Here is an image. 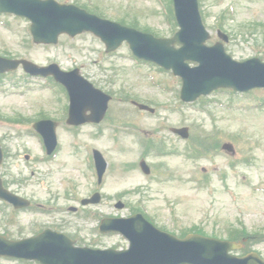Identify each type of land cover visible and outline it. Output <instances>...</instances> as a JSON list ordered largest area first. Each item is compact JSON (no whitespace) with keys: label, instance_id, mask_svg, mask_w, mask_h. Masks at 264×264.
Listing matches in <instances>:
<instances>
[{"label":"rangeland","instance_id":"obj_1","mask_svg":"<svg viewBox=\"0 0 264 264\" xmlns=\"http://www.w3.org/2000/svg\"><path fill=\"white\" fill-rule=\"evenodd\" d=\"M94 2L100 4L101 11L110 19H116L118 16H137L143 24L150 25L159 34L172 33L164 22L156 0H94ZM203 2L204 22L212 34L210 43L215 41L217 36L215 22L218 14L232 3L236 11L233 17H228L224 25L232 38L226 44L228 52L238 60L252 57L257 50H261V55L264 56L262 27H258L257 33L253 35L246 33L252 30L246 24L264 23V0H203ZM0 19L4 18L1 16ZM8 19L9 27L0 23V54L8 51L17 58L26 57L39 64L59 59L57 61H61L67 70L82 64L81 70L87 78L103 90L111 91L116 97L111 105L119 120L128 122L134 120L139 123L138 126L127 124L116 127L114 123L105 121L101 125V130H92L86 125L80 131L69 126H61L58 137L63 144V151L51 162L36 160L29 162L23 159V154L33 156L40 154L39 143L27 135L17 141H11L8 136L20 129L25 131L30 124L0 120V133L10 144L12 154L15 153L16 145L22 144L21 155H17L16 159L11 158L6 167L4 166L5 178L9 180L13 172L18 175L17 172L21 170V173L33 177V181L43 182L41 185L35 184L32 188L34 192L48 200L54 194L61 196L66 192L70 195L72 189L68 180H72L71 184L76 186L79 195L88 197L98 189L94 187V177L90 169L86 171L84 166L83 143L85 145L93 143L99 147L110 165L106 183L101 190L103 196V203L101 205L99 203L101 213L113 216L128 215L131 206L125 209H118L115 206L119 200H123L135 206L145 204L158 226L177 235L182 230L198 225L203 227L209 236L217 234L224 238L228 227L239 220L245 221L250 232L264 234V192L257 190L254 192L249 183L243 184L241 181L242 175H245L251 183L258 185L264 183V106L256 107L251 95L216 92L206 99L212 100L210 102L182 104L179 107L174 106V110L165 109L168 101L172 105L175 104L172 92L166 93L153 86L145 73L148 70L154 71L160 78L167 77L166 80L170 76L167 73H159L160 70L153 66L154 64H146L147 68L135 67L131 58H122L120 78L115 80L111 78V75L117 72L114 68L117 67L116 61L120 59V55L130 54L128 46H124L120 53L110 55L104 52L102 44L90 33H83L74 38L62 35L57 46L36 44L27 31L29 23L26 19L17 20L14 16ZM21 73L23 71L19 70L17 74L4 78L2 88L5 91L0 92V112L16 116L18 111L25 116H32L42 110L51 117H63L58 104L52 99L53 91L45 89L43 81L24 79ZM170 85L179 88L178 79L170 78ZM125 93L134 98L139 97L137 100L144 103L147 102L142 100L151 98L166 101V104L151 114L140 111L132 101L122 100L120 97L126 95ZM259 94H264V91ZM150 102V105L154 106L152 100ZM202 105L204 108L200 107ZM183 125L191 126V129L192 126H198L197 135L222 130L225 132L226 140L221 136V142L233 143L236 151L221 150L213 155L212 160L193 159L187 153L185 146L187 141L170 130L171 126ZM156 129L160 130L159 134L167 140L168 146L176 148L177 155L156 160L153 157L147 159L167 162L166 168L169 166L172 175L169 177L157 173L146 175L139 166L126 171L124 168L127 164L139 163L143 157L144 143L141 146L143 139L136 136V133L145 131L152 133ZM24 146H29L30 149ZM245 153L250 155V162L244 160ZM232 162L236 164L233 166ZM200 170L209 175L207 183L194 180L195 176L201 177V173L198 172ZM116 180L121 182L115 183ZM228 189L234 190L237 195L233 196ZM122 192L124 193L122 199H119L118 194ZM65 200L71 203L68 199ZM73 219L76 224L79 222L82 228L87 225L86 220L91 226L98 225V220L91 217ZM82 234L88 237L86 231ZM114 242L128 245L127 240L121 235L109 239L102 238L100 244L110 246L114 245ZM254 248L264 256V242L255 245ZM234 251L236 254H242L241 250ZM4 263L22 264L13 260Z\"/></svg>","mask_w":264,"mask_h":264},{"label":"water","instance_id":"obj_2","mask_svg":"<svg viewBox=\"0 0 264 264\" xmlns=\"http://www.w3.org/2000/svg\"><path fill=\"white\" fill-rule=\"evenodd\" d=\"M10 2L11 3L14 2V3L13 4H7L5 2V0H0V8L13 9L17 12L22 13V14H27L28 16L33 18L35 21L34 31L36 33V40L37 41H44V40L48 41V30L44 32V28L46 27V25H45L43 18L35 16V14L38 13L39 8H40L37 5V3H35L33 0H8V3H10ZM68 14H70V12H68ZM71 21H72L71 25L80 26V24L78 22L74 21L73 19H71ZM98 27L100 28V30H99L100 32L98 31V33L101 34L102 36H104L106 39H108L111 36V33L113 30H108L107 28H103V26H98ZM74 31L76 32V30H74ZM57 34H58V32H55V37L57 36ZM53 39H55V38H53ZM9 63H14V62H9ZM14 66H15V63H14ZM220 84L224 85V81ZM72 92H73V106H74V109L72 110V114H75V112H76L75 106L78 103L77 102L78 101L77 100L78 93L75 89H72ZM80 107L81 106H79L78 108H80ZM105 109H106V106L101 108L100 115L95 117V118H92V119L99 120L101 118L102 114L104 113ZM77 121H78V123L81 122L79 120H77ZM141 223L145 225V227L142 231H139L137 224H133L131 222V220L129 222L125 223L124 225L118 227V229L127 233V235L130 238L139 239V240L143 239L144 236L148 235L149 233L157 234L156 230L154 228H152L151 226H149L142 219H141ZM200 241H203V240L201 238L193 236V237H191L185 241H182L185 244H178V245L172 246L169 244V241L166 240V241H162L160 243V245L156 246L155 248H147V252H168L169 251V252H173L177 256H179V257H176V255H174L176 263H182V262L190 260V261L194 262L193 264H204L205 263V257L209 251L205 247H200L201 246ZM177 242H179V241H177ZM154 245H156V244H154ZM164 263H168V262L166 261ZM143 264H148V263H146V261H144Z\"/></svg>","mask_w":264,"mask_h":264}]
</instances>
